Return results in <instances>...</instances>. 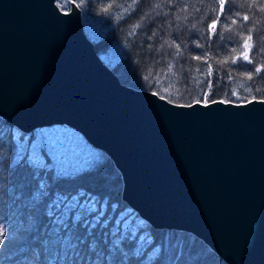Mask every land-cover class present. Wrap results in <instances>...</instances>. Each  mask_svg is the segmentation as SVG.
Listing matches in <instances>:
<instances>
[{"label": "water", "instance_id": "1", "mask_svg": "<svg viewBox=\"0 0 264 264\" xmlns=\"http://www.w3.org/2000/svg\"><path fill=\"white\" fill-rule=\"evenodd\" d=\"M57 5L0 0V116L25 133L76 130L111 158L123 200L153 227L192 233L227 264H264L261 99L188 108L127 85L82 9Z\"/></svg>", "mask_w": 264, "mask_h": 264}, {"label": "trees", "instance_id": "2", "mask_svg": "<svg viewBox=\"0 0 264 264\" xmlns=\"http://www.w3.org/2000/svg\"><path fill=\"white\" fill-rule=\"evenodd\" d=\"M65 0H60L64 3ZM175 9L172 10L170 19L174 23L179 24L178 29L165 27L158 32L156 38L149 42L146 40L147 33L140 30L136 36H129L131 26L136 23V18L140 14L139 9L132 18L124 16L118 22L114 19L120 12L127 7L131 0H92L89 10L83 12V22L87 35L94 42L96 50L102 59L113 69L119 76L120 80L132 87L138 89H146L149 91H160L161 95L168 97L174 103L188 104L200 99L202 92L193 85L186 90L181 83H175L174 87L168 88L170 80L161 78L160 82H155L151 79L145 81L143 76H148L149 72H159L163 69L167 61L172 60L170 56H165L161 59L156 53V48L159 47L160 37L169 39L168 33H171V38L176 39L177 43H186L184 56L179 60L172 62L177 65V71L180 70V65L184 64L185 69L191 66L192 75H198L195 71L196 67L204 70L203 61H195L190 58L192 55H199L202 51H208L209 60L214 69L213 92L214 95L208 97L211 101L226 100L232 102H244L247 97L251 100L253 96L257 99H264V82L254 80L249 83L246 78L234 73V79L229 81L223 68L216 63V58H223L225 51L230 50L231 43L219 41L215 36L211 41L202 39L201 43L204 48H196L192 40L198 36H207L209 34L208 25L212 23L209 15H216L211 12V9L216 6V0H173ZM252 0H235V11H239L241 15L248 14L252 19L248 22L238 20L237 25L232 26L233 30H239L246 34V28L251 27L254 22H258L259 34H264V14H254V10L247 7V3ZM108 3L122 5V8L114 7L112 9V19H109L105 14L100 12V8ZM162 3L163 0H145L143 11H151L150 4ZM188 5L187 12H180V8ZM70 4L66 10H68ZM199 8L200 11H195ZM162 12H169L170 8L165 5ZM179 15L181 19L175 21L174 17ZM187 15L188 20L183 17ZM159 22V20H158ZM149 22H146V25ZM230 23L223 21L217 25L216 32L222 30V25ZM243 23L244 28L240 25ZM196 25V30L192 29V25ZM225 36L231 35L229 32H224ZM257 33L253 34V40L257 39ZM148 43H153L154 48L150 52L147 48ZM242 43V41H241ZM211 45V50H209ZM219 46V47H218ZM165 52L170 51L165 49ZM241 49H237V55ZM257 63H264V55L255 56ZM224 68L229 65H224ZM236 67V66H231ZM251 65H244L243 68H250ZM219 73L221 79H217L216 73ZM264 75V73H262ZM199 79H204L203 76H198ZM177 78L172 77L171 81ZM243 85V86H242ZM254 86L262 88L261 91H255ZM245 88H252V92L245 91ZM164 89H168L165 91ZM236 90L240 96H233L232 92ZM55 128L68 129L73 135L86 144L89 151V157L81 159L78 162L71 161L70 169L66 168L68 163L64 162L62 155L54 149L50 141L46 138H39L37 134L44 131V128H38L30 133H25L17 127L6 121L0 116V176L8 177L11 183L0 184V199L4 204L0 206V212L7 214L8 201L13 195H19L23 190L25 198L29 192L34 191L35 181L33 174L39 173L41 176L49 177V183L52 184L53 190L56 189H75L80 187L89 195L95 196L97 200L86 201L81 198L79 203H76L75 208L69 206L67 223L71 226V221L74 220L76 212L81 214V221L77 223V227L83 235L88 228L92 229V234L89 239L97 241V251L104 253L99 257L100 264H191L193 260L197 264H227L219 257L208 245L195 235L191 243L181 239L180 234H190L179 230L158 229L153 227L149 222L142 219L123 199L122 179L121 174L115 167L111 158L102 150L91 146L79 132L72 128L62 127L61 125L54 126ZM47 128V127H45ZM56 152L58 153L56 155ZM102 165V167H101ZM57 174L66 177L58 182L54 180ZM83 204V207L80 205ZM58 215L61 218L65 214V206L61 205L58 210ZM37 221L25 228L21 233V239H14V242L7 248H0V264H48L53 259L55 254L56 264H69L68 258L65 256L66 249L61 247L63 233H46L41 235L39 224L42 223L43 211L42 208L37 211ZM87 221L85 227H80L83 221ZM115 233V235H113ZM15 236V234H13ZM47 239L48 244L42 245V241ZM107 239V243H105ZM121 239V247L128 255L124 257L119 248L112 241ZM58 241L53 244L52 241ZM93 260L97 259L96 253L87 249V244L81 246ZM33 248H37V255ZM71 255V250H67ZM63 257V261H61ZM75 260V257H73Z\"/></svg>", "mask_w": 264, "mask_h": 264}, {"label": "snow or ice", "instance_id": "3", "mask_svg": "<svg viewBox=\"0 0 264 264\" xmlns=\"http://www.w3.org/2000/svg\"><path fill=\"white\" fill-rule=\"evenodd\" d=\"M92 0H65L64 3H58V7L65 9L69 4L73 5L76 9L84 8L85 11L89 10ZM145 0H131V3L124 7L122 5L108 3L100 8V12L105 14L109 19H112V9L122 8L124 10L120 12L114 19L118 22L123 19L124 16L132 18V16L137 13L138 9L140 14L136 18V23L131 26L129 31V36H136L139 34L140 30H144L146 35V40L151 42L154 38L157 37L158 32L162 31L165 27L171 29H178L179 24L174 23L173 19H170L172 10L175 9V3L173 0H163L162 3H152L150 4L151 11L144 12L143 5ZM167 5L170 8L169 12H162V8ZM188 5H184L180 8V12H187ZM235 0H216V6L211 9L212 13L216 15H209V19L212 20V23L207 27L209 29V34L205 37L203 35L198 36L192 40V43L196 48H204V44L201 43L202 39H207L209 41L215 36L219 41L230 42V50L225 51L223 58H216V63L219 67L223 68L224 73L226 74L229 81L233 80L234 73L243 76L246 80L251 83L254 80H259L264 82V63H257L254 59L255 56L264 55V34H259L260 30L258 28V22H254L251 27L246 28V34L239 30L234 31V25H237L238 20L242 22H248L252 17L248 14L241 15L239 11H235L236 8ZM247 7L250 10H254V14H264V0H252L251 3H247ZM195 11L199 12V8H195ZM69 15L67 11L64 13ZM223 21H230V23H225L222 25V30L216 32L215 29L217 25ZM175 21H179L181 17L179 15L174 17ZM184 20H188V16L183 17ZM159 20V22H158ZM146 22H149L146 25ZM241 28H244L245 25L241 23ZM192 29L196 30V25H192ZM199 31V30H196ZM229 32L231 35L225 36L224 32ZM257 33V39L253 40V34ZM171 33H168L169 39H164L163 36L160 37L159 47L156 48V53L158 56L163 59L165 56H170L172 60L167 61L165 67L159 72L153 74L149 72L148 76H143L142 79L148 81L151 79L153 83L160 82L161 78L164 80H170L168 88L174 87L175 83H181L186 90L190 89L195 83V86L201 90L202 96L200 99L195 100V104L199 105L203 103L207 107L210 103H230L231 101L226 100H215L211 101L208 97L213 96V75L214 69L212 64L208 62L209 53L208 51H202L199 55H192L189 53V56L185 59H192L195 61H203L205 66L204 70H201L200 67H196L195 71L198 75H192L191 66L185 69L184 64L180 65V70L177 71V65L173 63V60H179L184 56V49L187 47L186 43H177L176 39L171 38ZM242 41V43H241ZM219 47V46H218ZM148 50L151 52L154 48L153 43L147 44ZM241 49L237 55V49ZM165 49L170 51L165 52ZM209 50H211V45H209ZM224 65H229V67L224 68ZM244 65H251L250 68H243ZM236 66V67H231ZM198 76H203L204 79H199ZM217 79H221L219 73H216ZM177 78L175 81H171V78ZM243 86V85H242ZM255 91L259 92L262 90L259 86H254ZM167 91L168 89H164ZM252 88H245V91L251 93ZM153 96L159 97L161 100L168 99V97L161 95L160 91H153ZM233 96H237L240 99V96L236 90L232 92ZM257 97L253 96L252 100L249 101L247 97L244 98V103H251L255 101ZM169 103L172 101L169 99ZM261 103H264V99L260 100ZM179 107H188L191 108L194 105L192 103L178 105ZM102 167V165H101ZM62 178H75V177H66L61 174H57L54 178L58 182ZM33 180L35 181L34 191L29 192L28 197L25 198L23 190L20 191L19 195H12L8 201V212L7 214L0 212V248H7L11 243L14 242V239H21V233L25 230L26 227L31 226L37 221V211L42 208L43 216L42 223L39 224V231L41 235L46 233L56 232L63 233L61 242V247L66 249L65 256L68 258L69 264H100L99 257L103 256L104 253L97 251V241L89 239L92 234V229L88 228L87 231L81 235L77 223L81 221V214L76 212L74 220L71 221V226L66 221L68 220V208L71 206L75 208L76 203H79L81 198H84L86 201L90 198L91 200H97L95 196L89 195L87 192L82 190L80 187L75 189H56L53 190L52 184L49 183L50 178L46 176H41L39 173L33 174ZM11 183L8 177L0 176V184ZM4 204V201L0 199V206ZM61 205L65 206L64 217L61 218L58 215V210L61 208ZM83 207V204L80 205ZM87 221L84 220L80 227H85ZM15 234V236L13 235ZM115 235V233H113ZM58 241L53 240L52 243L56 244ZM121 239H115L112 241L117 248L120 249L122 255L126 257L128 253L124 251L121 247ZM42 245H47L48 240L45 239L42 242ZM107 243V239H105ZM87 244V249L95 252L97 259L93 260L88 256L87 252L81 247L82 245ZM67 250H71V255ZM37 255L39 251L37 248H33ZM75 257V260H73ZM61 257V261H63ZM31 264V262H29ZM48 264H56L55 254L52 260ZM191 264H197V261L193 260Z\"/></svg>", "mask_w": 264, "mask_h": 264}, {"label": "rangeland", "instance_id": "4", "mask_svg": "<svg viewBox=\"0 0 264 264\" xmlns=\"http://www.w3.org/2000/svg\"><path fill=\"white\" fill-rule=\"evenodd\" d=\"M57 2L60 3V0H57ZM63 10H66V9H63ZM62 127H65V126H62ZM37 135L39 138L44 137L48 141H50L51 145L59 153V155H62L64 162L68 163V165H66V168L68 169L72 168L69 166L71 161L78 162L81 159H85V158L87 159L89 157V151H88V148L86 147V144L83 143L79 139L80 137L78 135L76 134L73 135V133L69 131L68 129L66 130L64 128H55L54 126H52V127L44 128V131H40L39 134ZM57 152H56V155L58 154ZM121 196H122V193H121ZM179 236L181 237L182 240L183 239L185 240V242L180 243V245L185 244V243H191L194 240V237H193L194 235L192 233H190L189 235L180 234Z\"/></svg>", "mask_w": 264, "mask_h": 264}]
</instances>
